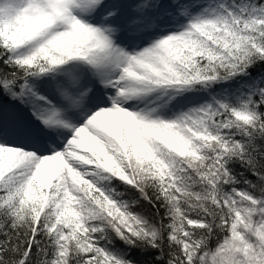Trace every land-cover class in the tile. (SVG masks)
<instances>
[{
  "label": "snow or ice",
  "instance_id": "obj_1",
  "mask_svg": "<svg viewBox=\"0 0 264 264\" xmlns=\"http://www.w3.org/2000/svg\"><path fill=\"white\" fill-rule=\"evenodd\" d=\"M0 264H264V0H0Z\"/></svg>",
  "mask_w": 264,
  "mask_h": 264
}]
</instances>
